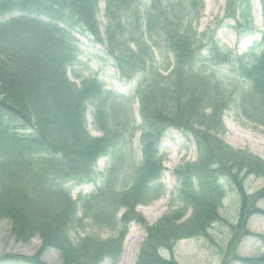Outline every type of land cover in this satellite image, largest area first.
<instances>
[{"label":"trees","instance_id":"trees-1","mask_svg":"<svg viewBox=\"0 0 264 264\" xmlns=\"http://www.w3.org/2000/svg\"><path fill=\"white\" fill-rule=\"evenodd\" d=\"M250 1L224 0L223 17L235 21L238 35L254 30ZM259 3L262 49L252 60L219 44V21L193 28L203 0H104L102 33L98 0H0V232L5 224L17 242L40 241L31 255L7 253L0 261L52 264L42 258L52 249L60 264H114L135 222L145 231L135 264H179L169 254L173 245L212 240L209 230L223 220L238 241L256 236L263 251L242 256L234 248L221 264H264V233L247 228L251 215L264 216L257 204L264 184L253 192L244 184L251 175L264 180V158L220 137L223 111L233 105L264 126V0ZM75 28L103 40L122 82L136 79L130 98L105 89L95 75L76 76L79 83L68 77L78 61ZM135 99L139 123L124 107ZM88 105L100 136L86 127ZM168 127L192 135L197 157L173 169L178 206L150 223L135 207L164 192L158 145ZM136 130L138 162L118 155ZM115 152L101 183L73 198L71 186L95 182L97 160ZM126 169L123 184L118 178ZM228 188L238 196L233 222L220 214ZM85 218L114 234L73 242L69 230Z\"/></svg>","mask_w":264,"mask_h":264},{"label":"rangeland","instance_id":"rangeland-1","mask_svg":"<svg viewBox=\"0 0 264 264\" xmlns=\"http://www.w3.org/2000/svg\"><path fill=\"white\" fill-rule=\"evenodd\" d=\"M251 16L254 30L250 33L238 35L235 22L231 18L223 17L224 0H203L201 11L195 16L192 22L193 28L197 31L213 28L217 21L219 24L215 29V37L219 44L232 49L236 54H249L253 60L260 52L262 44L260 42L261 31L263 29L262 12L259 0H251ZM96 18L99 29L102 33L104 18V0H98ZM78 47L77 63L68 70L71 80L76 82V76L95 75L102 81L104 88L122 94L130 98L134 86L135 78L122 82L111 65L112 59L105 54V45L102 41H94L78 28L72 29ZM231 80L233 77L228 75ZM124 107L128 113L134 117L135 123H139L138 103L136 100L126 101ZM130 110V111H129ZM93 109L91 105L86 108V127L91 135L100 136L102 132L97 128L93 119ZM128 115V114H127ZM222 122L225 131L220 135L222 139L234 148H246L250 152L264 158V126L246 119L241 111L235 106H230L223 111ZM158 150L163 156V170L159 182L164 185V192L156 199L147 204H138L137 212L150 223L156 222L164 213L178 206L176 195V178L173 173L174 167L183 161H194L197 157L195 142L190 133H184L174 127H168L164 136L160 140ZM116 152L108 154L98 159L95 170L97 179L94 183H84L71 188L73 197L78 194H88L101 183L102 178L114 162ZM128 155L134 162L140 160L139 131L136 130L131 142L119 150L118 155ZM125 169V168H124ZM123 170V169H122ZM127 171L121 173L119 182L127 184ZM246 190L253 192L264 184V180L255 176H247L244 180ZM229 189V188H228ZM258 206L264 209V198L258 201ZM238 210V196L230 189L228 190L220 214L222 217L233 222L236 220ZM2 224V223H1ZM5 230L0 232V256L7 253H19L31 255L38 248L40 241L32 238L27 243L17 242L2 224ZM247 228L254 233H264V216L253 214L247 221ZM114 234L111 229L95 223L90 218H85L82 223L72 226L69 230V237L74 242L79 237L85 235H95L102 238L110 237ZM212 240L207 237L186 238L176 242L170 256L175 258L179 264H221L226 256H230L235 251L242 256L256 255L263 251L262 244L256 236L242 235L238 241L235 230H231L229 225L221 220L215 223L209 230ZM145 237V231L138 223L131 222L123 241L122 252L118 261L114 264H135L140 245ZM42 258L52 264H60V258L55 250L47 249ZM0 264H25L15 263L10 260L0 261ZM100 264H111L104 259ZM228 264H241L238 261H231Z\"/></svg>","mask_w":264,"mask_h":264}]
</instances>
